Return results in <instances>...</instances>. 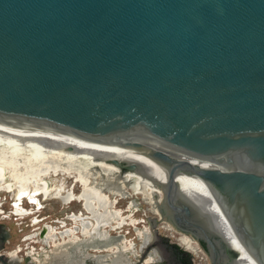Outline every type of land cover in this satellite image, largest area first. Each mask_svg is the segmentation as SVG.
<instances>
[{"label":"water","instance_id":"1","mask_svg":"<svg viewBox=\"0 0 264 264\" xmlns=\"http://www.w3.org/2000/svg\"><path fill=\"white\" fill-rule=\"evenodd\" d=\"M0 117L139 136L170 166L157 211L234 264L219 217L176 189L194 174L264 264V0H0Z\"/></svg>","mask_w":264,"mask_h":264},{"label":"bare ground","instance_id":"2","mask_svg":"<svg viewBox=\"0 0 264 264\" xmlns=\"http://www.w3.org/2000/svg\"><path fill=\"white\" fill-rule=\"evenodd\" d=\"M154 151L161 150L135 134L122 138H101L65 128L0 117V194L11 195L13 213L19 215V218L28 213L29 210L22 205L25 197L34 203L36 208L41 207L42 195L53 198L63 208L77 206L76 211L70 214L73 219L71 223L74 224L70 229L69 240L72 239V244L91 245L98 242L99 246L93 248L107 251L100 257H94L86 250L87 246L79 247V251L86 254L79 251L70 253L72 246L62 250V243L56 240L58 232L52 226L46 225L42 241L48 244L47 246L50 244L57 247V250L43 253V256L37 258L38 263L133 264L128 255L132 253L128 251L133 247L131 242L127 245L128 240L119 235L112 236L118 240L107 246H103L102 242L108 239L109 230L117 234L123 232L120 221L113 220L121 214V210L114 206L113 196L127 192L134 197L142 195L145 198H153L159 192L158 189L165 195L170 166L158 162L152 156ZM105 177L113 180L103 182ZM174 179L178 192L189 195L197 201L196 205L213 211L219 217L217 231L224 235L238 255L234 264H258L238 241L227 220L218 211L205 181L194 174L184 173H176ZM154 210L155 217L160 221L156 229H165L184 249L203 256L206 260L203 250L190 234L179 231L156 207ZM39 220L37 217L32 219L34 224ZM62 224L65 225V222L62 221ZM78 226L82 227L81 233L86 239L77 236ZM92 231L96 232L94 237L90 234ZM139 234L143 237V249L151 242V236H147L144 230ZM36 235L38 233L30 234L27 238L31 239ZM17 251L2 252L8 257H13ZM146 260L148 264L153 259L149 256Z\"/></svg>","mask_w":264,"mask_h":264},{"label":"rangeland","instance_id":"3","mask_svg":"<svg viewBox=\"0 0 264 264\" xmlns=\"http://www.w3.org/2000/svg\"><path fill=\"white\" fill-rule=\"evenodd\" d=\"M111 180L113 179L110 177H105L103 182L107 183ZM119 183L121 182L119 181ZM158 191L159 192L156 193L153 198H145L142 195L134 197L128 195L127 192H125V194L113 196V199L115 201L114 206L116 205L115 207L121 210L120 216L114 217L113 220L120 221V223L123 225V232L117 234L112 230H109V237L106 241L102 242V245L107 246L117 241L118 238H112V236L116 235H119L121 238L123 237L124 239L128 240L129 244L127 245H130L131 242V246H133L128 251L138 255V257H135V255H133L132 253L128 254L130 256V259L134 262L133 264H147L146 259L149 256L152 257L153 260H151V263H149V261L148 264H155L158 260H163V264H177L176 260L172 259L171 254L174 255V253L182 255L191 264H211L207 253H205L204 251L203 252L206 255V260L203 256H198L197 254L184 249L173 239L172 236L168 234V232L165 231V229H156L157 227H159L158 224L160 221L155 217L154 208L156 207V209H158L159 204L163 201V192H161V189H158ZM40 198L42 200L41 203L43 204L41 207L36 208L34 206V203L29 202V200L25 197L22 205L29 211L27 214H23L22 218H19V215L13 213L14 206L11 195H8L7 193L0 194V225L4 226V228L9 233L7 243L4 248L8 252L18 250L15 254L16 256H18V264H39L37 259L39 256H43L45 253H49V251L51 250H57V247L50 246V244L49 246H47L48 244L42 241V239H44L43 237L45 233H43V231L47 227L46 225L52 226L58 232L56 234V240L57 242L60 241V244L62 243V250H65L66 247L72 246L69 251L70 253H73L74 251L78 252L79 247L87 246L86 250L90 252V254L94 257H100L102 253H107V251L105 250L98 251L93 248V246H99L98 242H94V244L91 245L83 243L72 244V239L69 240L70 237L68 236H70V229L73 228L72 225L74 224L71 223L73 222V219L70 214L76 211L77 206L72 205L69 208H63L60 207V204L56 200L49 197L48 195H42L40 196ZM5 215H9L10 217L6 218ZM34 217L39 218L40 222L38 221L37 224H34L32 221ZM62 221L65 222V225L62 224ZM76 229H78L77 236L80 237V239H86L85 235H82L81 233L82 227L78 226V228ZM143 230L147 236H151V242L147 244L143 249H141L143 237L141 234H139V232ZM36 233H38V235L33 236V238H27L28 235H34ZM95 233V231H92L90 234L93 235L92 237H94V235H96ZM64 239H66V241ZM81 254L86 253L82 251ZM144 254L146 255L145 259L143 260V258L140 257H143ZM15 255L13 257H15ZM13 257H11V259H13ZM85 264L88 263L85 262Z\"/></svg>","mask_w":264,"mask_h":264},{"label":"flooded vegetation","instance_id":"4","mask_svg":"<svg viewBox=\"0 0 264 264\" xmlns=\"http://www.w3.org/2000/svg\"><path fill=\"white\" fill-rule=\"evenodd\" d=\"M8 236H9V233L7 232V230L4 228V226L0 225V264H18V261H19L18 260V256L15 255V257H13V259H11L10 256L8 257V255H6L4 252H2L4 250H6L4 247H5L6 243H7ZM2 249H4V250H2ZM145 255L143 257V260L145 259ZM171 255H172V259L176 260L177 264H188V262H189L186 258H184L180 254L174 253V255L173 254H171ZM139 264H142V263H139ZM155 264H163V260L162 261L158 260Z\"/></svg>","mask_w":264,"mask_h":264},{"label":"trees","instance_id":"5","mask_svg":"<svg viewBox=\"0 0 264 264\" xmlns=\"http://www.w3.org/2000/svg\"><path fill=\"white\" fill-rule=\"evenodd\" d=\"M203 244V243H202ZM204 245V244H203ZM188 264H191L190 262H188Z\"/></svg>","mask_w":264,"mask_h":264}]
</instances>
